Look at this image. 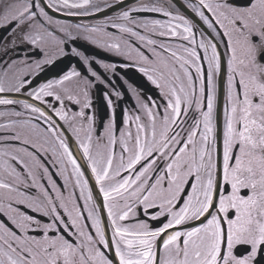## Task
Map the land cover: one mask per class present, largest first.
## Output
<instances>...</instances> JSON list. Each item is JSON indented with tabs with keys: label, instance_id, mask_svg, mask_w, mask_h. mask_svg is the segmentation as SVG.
Returning <instances> with one entry per match:
<instances>
[{
	"label": "snow or ice",
	"instance_id": "obj_1",
	"mask_svg": "<svg viewBox=\"0 0 264 264\" xmlns=\"http://www.w3.org/2000/svg\"><path fill=\"white\" fill-rule=\"evenodd\" d=\"M115 3L124 10L77 33L129 61L159 99L137 92L118 120L113 88L97 132L89 89L110 80L77 48L89 75L73 68L29 86L52 62L51 43L67 55L80 38L49 10L107 15L115 5L0 0V264H264V0Z\"/></svg>",
	"mask_w": 264,
	"mask_h": 264
},
{
	"label": "flooded vegetation",
	"instance_id": "obj_2",
	"mask_svg": "<svg viewBox=\"0 0 264 264\" xmlns=\"http://www.w3.org/2000/svg\"><path fill=\"white\" fill-rule=\"evenodd\" d=\"M108 3L115 5V10L108 9L107 15L103 12L96 13L94 15L90 16H79V15H66L63 12H51L49 10V14L53 17L54 21L58 22L60 26H72L71 30L74 33H77V25L82 26H91L96 25L105 22L108 17H114L118 15L123 8H121L120 5H117L115 3V0H107ZM160 3V4H167L169 3V0H125V7H131V6H139L140 3ZM173 2H179V0H173ZM237 2L243 3L244 0H237ZM176 9L173 8V11ZM77 11V10H73ZM183 11V9H182ZM188 15H191V13H187ZM137 18H143L146 20H164L166 19L162 15L156 14V13H135L134 14ZM52 31L56 33V35H61L59 32L56 31V28L53 27ZM115 31V30H112ZM80 38L73 42H69L65 46V52L68 53L67 55H61L58 53L57 47L55 43H51L49 46V51L53 54V60L51 63L46 64L43 66V71L40 72L38 76L35 77L33 80V84L29 86V90H31L32 87H38L41 84H44L46 82L54 81L56 79L62 78L63 75H65L67 72L71 71L73 68H75L77 71L81 72L82 76H87L88 71L87 67L84 66L83 61L80 60L79 57L73 56L70 54V49L75 47L78 51L83 53V55L89 57L92 65L94 66L95 70H98V72L101 74L102 79L110 80V84L106 83H100L99 81H95L93 86L89 89V98L92 102V107L90 109H87L86 112L89 115H93L95 117V126L97 129V132H101V123L102 121L104 123H107V119L111 115V110L108 108L107 100L105 97L106 93H112L113 88H115L116 91L122 93L123 99H120L116 97L115 95L112 96V99L114 101V104L117 105L116 107V114L117 118L119 120L120 117V111L121 108L123 109H129L133 110V105L136 103L135 95L138 92L141 96H149L154 97L157 100L159 99V90L157 89V92L153 94L146 92L144 89L139 88L136 86V84L131 80L132 78H137L140 76H143L146 80L147 78L140 72H138L135 68L127 66L130 64L129 61L125 60L122 56L116 55L113 52H109L104 50L101 47H97L96 45L89 43L87 40H85L83 37L86 35L83 33V31H79L77 33ZM0 37H3V41H0V43H6L9 37L6 35V29H0ZM20 48H27L26 45H19ZM223 51V49H221ZM20 57H24L27 55L28 62L29 63H35L38 59L43 58L42 53L37 52H19L17 53ZM59 65L58 71H63V66H66L68 63H70L66 70L63 72H59L60 74H54L53 76H47V71L55 64ZM108 64V65H114L115 71L114 72H106L101 65ZM226 69V65H225ZM58 73V72H57ZM148 81V80H147ZM149 82V81H148ZM150 83V82H149ZM151 84V83H150ZM152 85V84H151ZM153 86V85H152ZM155 87V86H154ZM53 103H56V101L53 98ZM68 109L70 112H77L79 111V105L73 104L69 101H65ZM222 104V101H221ZM218 112L221 113V119L219 120V126L222 127V108L218 109ZM70 135V133H69ZM70 146L72 150L77 154V157L79 158V149L76 146L75 139L73 138L72 141H70ZM4 147H6V144L0 143V150H2ZM80 163L83 164L84 161L80 159ZM55 179L63 184V178L60 176H56ZM94 197L97 199L98 203H102V198L97 195V192L94 191ZM151 211V210H150ZM103 218L105 221H107V214L106 212L103 215ZM139 219H147V217L139 216ZM125 224H132L135 223V219L125 221L123 222ZM159 221H152L151 224L154 226L155 224H158ZM194 223H199L194 222Z\"/></svg>",
	"mask_w": 264,
	"mask_h": 264
},
{
	"label": "water",
	"instance_id": "obj_3",
	"mask_svg": "<svg viewBox=\"0 0 264 264\" xmlns=\"http://www.w3.org/2000/svg\"><path fill=\"white\" fill-rule=\"evenodd\" d=\"M69 64L70 63H68L66 66H63L62 70L63 71L66 70V68H67V66ZM59 65H60L59 63L53 65L47 71V76H53L54 74H60L59 72H63V71H58L59 70ZM131 80L136 84V86H138L141 89H144L146 92H149V93L153 94V96H155L154 93L157 91L156 88L151 86L150 83L143 76H140V77H137V78H132ZM155 226H158V224H155L154 227ZM189 226H191V225H189Z\"/></svg>",
	"mask_w": 264,
	"mask_h": 264
}]
</instances>
